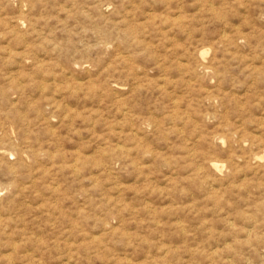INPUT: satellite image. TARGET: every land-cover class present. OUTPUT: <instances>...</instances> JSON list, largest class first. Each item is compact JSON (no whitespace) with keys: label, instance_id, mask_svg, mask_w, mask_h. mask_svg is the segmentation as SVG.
<instances>
[{"label":"rangeland","instance_id":"rangeland-1","mask_svg":"<svg viewBox=\"0 0 264 264\" xmlns=\"http://www.w3.org/2000/svg\"><path fill=\"white\" fill-rule=\"evenodd\" d=\"M0 112V264H264V0H0Z\"/></svg>","mask_w":264,"mask_h":264},{"label":"bare ground","instance_id":"bare-ground-1","mask_svg":"<svg viewBox=\"0 0 264 264\" xmlns=\"http://www.w3.org/2000/svg\"><path fill=\"white\" fill-rule=\"evenodd\" d=\"M22 2H24V1H22ZM36 4H37V3H36ZM36 4H35V5H36ZM21 5H22V4H21ZM32 5H33V4H32ZM20 7H21V6H20ZM33 7H35V6H33ZM22 12H23V11H22ZM20 13H21V11H20ZM25 15H26V13H25ZM26 17H27V16H26ZM15 21H16V20H15ZM18 21H20V20H18ZM25 21H26V20H25ZM22 22H23V21H22ZM13 23H14V22H13ZM18 23H19V22H18ZM24 23H25V22H24ZM23 25H24V24H23ZM21 29H22V28H21ZM26 45H27V44H26ZM29 46H30V45H29ZM14 52H16V51H14ZM201 52L203 53V51H200V53H201ZM9 53H10V52H9ZM200 53H199V54H200ZM204 56H205V55H204ZM199 57H200V56H199ZM203 60H204V59H203ZM201 64H204V63H201ZM179 65H180V64H179ZM204 65H205V64H204ZM201 67H202V65H201ZM201 67H200V68H201ZM205 67H206V66H205ZM205 67H204V68H205ZM207 67H208V66H207ZM207 67L205 68L206 70H207ZM211 67H212V66H211ZM11 69H12V68H11ZM205 69H204V70H205ZM211 69H212V68H211ZM12 71H13V70H12ZM16 72H17V71H16ZM17 73H18V72H17ZM184 73H185V72H184ZM197 73H198V72H197ZM200 73H201V72H200ZM200 73H198V74H200ZM203 73H204V72H203ZM205 74H206V73H205ZM206 75H207V74H206ZM208 75H209V74H208ZM15 76H16V75H15ZM15 76H14V77H15ZM45 80H46V79H45ZM215 81H216V80H215ZM54 82H55V81H54ZM56 82H57V81H56ZM195 82H196V81H195ZM192 83H193V82H192ZM192 83H191V84H192ZM187 84H188V83H187ZM163 85H164V84H163ZM117 86H118V85H117ZM23 87H24V86H23ZM19 90H20V89H19ZM14 91H16V89H14ZM15 93H16V92H15ZM11 95H12V94H10V96H11ZM4 97H5V96H3V99H4ZM11 97H12V96H11ZM210 98H211V97H210ZM208 99H209V98H208ZM4 100H6V99H4ZM4 100H2V102H4V104H5V101H4ZM12 100L14 101V98H13ZM7 101H8V100H7ZM209 101L211 102V100H209ZM214 102H215V101H214ZM13 103H14V102H13ZM4 104H3V105H4ZM208 104H209V103H208ZM4 106H5V105H4ZM2 108H3V107H2ZM172 112H173V111H172ZM125 113H127V112H125ZM226 113H227V112H226ZM0 114H2V112H0ZM3 114H4V113H3ZM5 114H6V112H5ZM8 115H9V114H8ZM126 115H127V114H126ZM8 117H10V116H8ZM5 119H6V117L4 118V120H5ZM190 119H191V118H190ZM258 119H259V118H258ZM0 120H1V119H0ZM7 120H8V118H7ZM262 120H263V119H262ZM172 121H173V120H172ZM2 123H3V122H1V124H2ZM6 123H7V122H6ZM156 123H157V121H156ZM159 124H161V123H159ZM3 125H4V127H5L6 124L4 123ZM3 125H2V126H3ZM161 125H163V124H161ZM2 126H1L0 128H2ZM158 126H159V125H158ZM158 126H157V127H158ZM4 127H3V128H4ZM9 127H10V126H9ZM9 127H8V128H9ZM157 127H156V128H157ZM158 128H159V127H158ZM263 128H264V127H263ZM4 129H6V128H4ZM4 129H3V130H4ZM130 129H131V128H130ZM145 129H147V128H145ZM160 129H161V128H160ZM261 129H262V128H261ZM13 130H14V129H13ZM262 130H263V129H262ZM1 131H2V130H1ZM5 131H6V130H5ZM5 131H4V133H5ZM146 131H147V130H146ZM12 132H13V131H12ZM2 134H3V133H2ZM140 134H142V133H140ZM5 135H7V131H6V133L4 134V136H5ZM138 135H139V134H138ZM138 135H135V136H138ZM254 135H255V134H254ZM0 137H1V135H0ZM2 137H3V136H2ZM8 137H9V136H8ZM14 137H15V136H14ZM10 138H11V137H9V139H10ZM139 138H140V137H139ZM233 138H234V137H233ZM257 138H258V137H257ZM260 138H261V136H260ZM9 139H8V140H9ZM0 140H1V139H0ZM5 140H7V139H5ZM8 140H7V141H8ZM13 140H15V138H14ZM16 140H17V139H16ZM22 140H23V139H22ZM9 141L11 142L12 140H9ZM137 141H138V140H137ZM139 141H140V140H139ZM141 141H143V140L141 139ZM10 142H9V144H12V143H10ZM14 143H16V142H14ZM27 143H28V142H27ZM141 143H142V142H141ZM246 143H247V142H246ZM5 144H6V143H5ZM2 145H4V144H2ZM2 145H1V146H2ZM138 145H139V144H138ZM194 145H195V144H194ZM196 145H197V144H196ZM224 145H225V144H224ZM15 146H16V145H15ZM15 146H14V149H15ZM18 146H19V145L17 144L16 147H18ZM20 146H21V145H20ZM23 146H24V145H23ZM23 146H21V147H23ZM145 146H146V145H145ZM12 147H13V146H12ZM21 147H20V148H21ZM119 147H120L119 149H120V151H121V148H123V147H122V146H119ZM143 147H144V146H143ZM143 147H142V148H143ZM2 148H3V146H2ZM124 148H125V147H124ZM251 148H252V147H251ZM12 149H13V148H12ZM21 150H24V149L21 148ZM115 150H116V149H115ZM190 150H191V149H190ZM2 151H3V150H2ZM24 151H26V150H24ZM192 151H193V150H192ZM19 152H20V151H19ZM126 152H127V151H126ZM130 152H131V151H130ZM145 152H146V151H145ZM22 153H23V151L21 152V154H22ZM21 154H19V155H21ZM26 154H27V153H26ZM191 154H192V153H191ZM11 155H15V154H11ZM27 155H28V154H27ZM78 155H79V154H78ZM0 156H1V155H0ZM12 157H13V156H12ZM15 157H16V156H15ZM22 157H23V156H22ZM208 157H209V156H208ZM3 158H4V157H3ZM6 158H7V157H6ZM8 158H9V157H8ZM72 158H74V157H72ZM72 158H71V159H72ZM0 159L2 160V157H1ZM4 159H5V158H4ZM16 159H17V158H16ZM16 159H15V160H16ZM19 159L21 160V158H19ZM22 159H23V158H22ZM75 159H76V158H75ZM260 159H262V157H261ZM1 160H0V161H1ZM17 160H18V159H17ZM17 160H16V161H17ZM79 160H80V159H79ZM79 160H78V161H79ZM257 160H258V159H257ZM9 161H11V160H9ZM18 161H19V160H18ZM25 161H26V160H25ZM96 161H97V163H99V162H98L99 160H96ZM148 161H149V160H148ZM258 161H259V160H258ZM14 162H15V161H14ZM75 162H76V160H75ZM81 162H82V161H81ZM81 162H80V163H81ZM17 163H18V162H17ZM20 163H21V162H20ZM100 163H101V162H100ZM208 163H209V162H208ZM210 163H212V162L210 161ZM216 163L218 164V162H216ZM233 163H234V162H233ZM21 164H23V163H21ZM102 164H103V163H102ZM213 164H214V163H213ZM217 164H216V165H217ZM259 164H260V163H259ZM259 164H258V165H259ZM71 165H72V164H71ZM73 165H74V164H73ZM73 165H72V166H73ZM77 165H78V164H77ZM82 165H83V164H82ZM100 165H101V164H100ZM204 165H205V164H204ZM96 166H97V164H96ZM96 166H95V167H96ZM102 166H103V165H102ZM102 166H101V168H102ZM197 166H198V165H197ZM210 166H211V165H210ZM256 166H257V165H256ZM8 167H9V165H8ZM69 167H70V166H69ZM97 167H98V166H97ZM198 167H199V166H198ZM203 167H204V166H203ZM258 167H259V166H258ZM0 168H1V167H0ZM74 168H75V170H76L77 167L74 166ZM98 168H99V167H98ZM216 168H217V167L215 166V169H216ZM219 168H220V167H219ZM217 169H218V168H217ZM217 169H216V170H217ZM200 170H201V168H200ZM216 170H214V171H216ZM220 170H221V169H220ZM220 170H219V171H220ZM78 171H79V170H78ZM78 171H76V172H78ZM110 171H111V170H110ZM201 171H202V170H201ZM201 171H200V172H201ZM14 172H15V171H14ZM200 172H199V170H198V173H200ZM203 172H204V171H203ZM220 172H221V171H220ZM201 173H202V172H201ZM204 173H205V172H204ZM77 174H78V173H77ZM77 174H76V176H77ZM255 175H256V174H255ZM244 178H245V177H244ZM229 186H230V185H229ZM218 189H219V188H218ZM214 191H215V190H214ZM213 194H214V193H213ZM217 194H218V193H217ZM218 201H219V200H218ZM190 205H191V204H190ZM54 208H55V207H54ZM56 208H57V207H56ZM262 208L264 209V207H262ZM258 217H259V216H258ZM0 220H1V219H0ZM254 223H255V222H254ZM72 224L74 225L75 223L73 222ZM205 224H206V223H205ZM230 224H231V223H230ZM181 226H182V225H181ZM176 227H177V226H176ZM252 230H253V229H252ZM254 230H255V229H254ZM185 232H186V231H185ZM187 232H188V231H187ZM212 234H213V233H212ZM248 234H249V233H248ZM127 235H128V234H127ZM252 237H253V236H252ZM249 240H250V239H249ZM248 242H249V241H248ZM130 243H131V242H130ZM225 245H226V244H225ZM14 246H15V245H14ZM169 248H170V247H169ZM169 252H170V251H169ZM213 253H214V252H213ZM213 253H211V254H213ZM215 253H216V251H215ZM209 254H210V253H209ZM210 257H211V256H210ZM124 258H125V257H124ZM249 259H250V258H249ZM228 262H229V261H228ZM131 263H132V261H131ZM211 264H213V263H211ZM248 264H249V263H248Z\"/></svg>","mask_w":264,"mask_h":264}]
</instances>
